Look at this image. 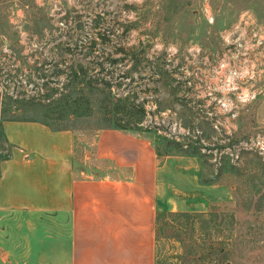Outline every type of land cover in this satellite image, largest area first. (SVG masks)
Segmentation results:
<instances>
[{"label": "rangeland", "instance_id": "1", "mask_svg": "<svg viewBox=\"0 0 264 264\" xmlns=\"http://www.w3.org/2000/svg\"><path fill=\"white\" fill-rule=\"evenodd\" d=\"M7 118L146 138L154 264H264V0H0Z\"/></svg>", "mask_w": 264, "mask_h": 264}, {"label": "crops", "instance_id": "2", "mask_svg": "<svg viewBox=\"0 0 264 264\" xmlns=\"http://www.w3.org/2000/svg\"><path fill=\"white\" fill-rule=\"evenodd\" d=\"M0 248L17 264H154L156 153L144 137L105 127L84 150L69 129L3 120ZM80 144V146H79ZM5 237V239H4Z\"/></svg>", "mask_w": 264, "mask_h": 264}, {"label": "trees", "instance_id": "3", "mask_svg": "<svg viewBox=\"0 0 264 264\" xmlns=\"http://www.w3.org/2000/svg\"><path fill=\"white\" fill-rule=\"evenodd\" d=\"M3 120H17V119H10V118H7V119H2ZM1 121V122H2ZM34 121V120H33ZM43 123V122H42ZM45 124V123H44ZM0 127H1V123H0ZM111 127H114V128H119V129H126L125 127L123 126H119V125H116V124H113Z\"/></svg>", "mask_w": 264, "mask_h": 264}]
</instances>
